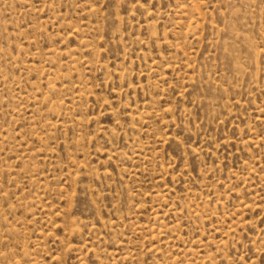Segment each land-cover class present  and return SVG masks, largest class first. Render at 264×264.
<instances>
[{"label": "rangeland", "instance_id": "374dc122", "mask_svg": "<svg viewBox=\"0 0 264 264\" xmlns=\"http://www.w3.org/2000/svg\"><path fill=\"white\" fill-rule=\"evenodd\" d=\"M0 264H264V0H0Z\"/></svg>", "mask_w": 264, "mask_h": 264}]
</instances>
